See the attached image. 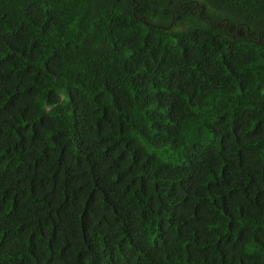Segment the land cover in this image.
<instances>
[{
  "label": "trees",
  "instance_id": "trees-1",
  "mask_svg": "<svg viewBox=\"0 0 264 264\" xmlns=\"http://www.w3.org/2000/svg\"><path fill=\"white\" fill-rule=\"evenodd\" d=\"M0 264H264V0H0Z\"/></svg>",
  "mask_w": 264,
  "mask_h": 264
},
{
  "label": "rangeland",
  "instance_id": "rangeland-1",
  "mask_svg": "<svg viewBox=\"0 0 264 264\" xmlns=\"http://www.w3.org/2000/svg\"><path fill=\"white\" fill-rule=\"evenodd\" d=\"M150 15H154V16L157 17L159 14H157V13H155V12L153 11L152 13L150 12Z\"/></svg>",
  "mask_w": 264,
  "mask_h": 264
},
{
  "label": "flooded vegetation",
  "instance_id": "flooded-vegetation-1",
  "mask_svg": "<svg viewBox=\"0 0 264 264\" xmlns=\"http://www.w3.org/2000/svg\"><path fill=\"white\" fill-rule=\"evenodd\" d=\"M194 8H197V7H194Z\"/></svg>",
  "mask_w": 264,
  "mask_h": 264
}]
</instances>
